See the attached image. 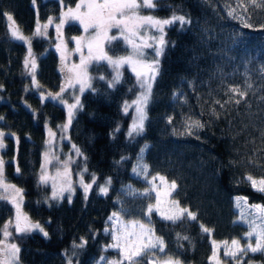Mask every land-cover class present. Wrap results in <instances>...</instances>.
I'll use <instances>...</instances> for the list:
<instances>
[{
	"label": "trees",
	"instance_id": "16d2710c",
	"mask_svg": "<svg viewBox=\"0 0 264 264\" xmlns=\"http://www.w3.org/2000/svg\"><path fill=\"white\" fill-rule=\"evenodd\" d=\"M74 1L0 0L3 179L22 190V211L48 234L13 233L20 249L18 264H89L91 257L110 253L100 246L109 240L102 227L112 210L148 223L164 241L160 255L181 264H264L262 252L236 259L223 256L219 263L209 258L212 240L237 238L246 229L236 217L234 196L264 206V192L247 179L251 176L257 186L264 179V4L153 0L155 7L145 11L183 16L187 22L164 26L165 43L157 59L158 74L151 81L143 130L129 136V116L122 110L137 89L132 73L121 70L119 82L110 87L109 64L90 62L91 87L77 94L80 105L66 134L80 152L76 165L85 179L93 175V180L85 196L75 188L70 197L53 200L47 198L48 187L38 182L37 173L47 130L64 117L60 98H52L67 81L65 56L57 41L61 38L70 46V35L79 33L81 26L68 22L58 32L56 25L61 9ZM13 28L26 39L13 38ZM104 51L124 53L126 46L119 39L105 41ZM26 58L35 60L34 73L31 63L25 65ZM230 87L246 95L241 98ZM61 93L60 97L71 98V93ZM193 121L203 127L190 128ZM143 165L146 171L141 170ZM152 174L176 182L169 198L194 213L195 220L185 214L174 223L154 209L147 215L153 200ZM10 213V205L0 199V225Z\"/></svg>",
	"mask_w": 264,
	"mask_h": 264
},
{
	"label": "snow or ice",
	"instance_id": "6c2138e0",
	"mask_svg": "<svg viewBox=\"0 0 264 264\" xmlns=\"http://www.w3.org/2000/svg\"><path fill=\"white\" fill-rule=\"evenodd\" d=\"M253 3H255V0H253ZM262 4H264V0H261L260 4H256V7H260ZM85 8L86 11H81V8ZM155 4L153 3V0H81L80 3L76 4L75 10L72 8H68L67 13H65L66 16L79 20V22L84 26V31L86 33L89 32V30H92L94 33L90 39L86 40L83 46L87 47L88 50V59L89 60H96V61H106L110 66L113 67L114 70H117L116 76L113 78V82L109 84L111 87L113 83L119 82L120 79V73L118 69L122 67L123 65H130L132 66V70L136 73V76L138 78V81L140 83V87L144 89L141 96L137 98V101H134V104H137L136 111L138 113V117L133 122L132 130L129 132V136H132L133 132L136 134H139L143 130V122L146 119V115L143 111V108L139 105H146L152 89V83L151 81H154L156 78V75L158 74V65L159 62L153 61L152 63L148 64L145 63V48L153 47L151 43H149L147 40L143 38L142 35H140V29L146 25L156 26L158 28V31L163 33V27L162 25L169 24L173 21L178 20L181 23H186L185 17L183 16H173L172 20H156L152 16H144L140 14V10L142 8H154ZM233 13L230 12L229 15H232ZM8 19L11 20L12 17L8 16ZM63 19L61 20V25L63 24ZM51 23V19L49 21ZM48 25H44L45 28H47ZM245 26H249L247 23ZM58 30L60 25L57 26ZM116 28L119 29L120 34L124 37V39L127 41L129 45H131L132 53L128 56H122V57H112L109 56L104 51V42L108 41L111 42L113 40H117L118 36H109V32L111 29ZM37 33L40 32L39 27L37 28ZM12 36L15 39L19 40H25L26 38L21 34L20 30L18 28L12 29ZM76 40L77 43V51H81L82 45L81 40L83 38H73ZM139 39L140 43H137L136 40ZM151 39L155 40L156 38L153 36ZM165 41L163 38V35L159 38V44L161 47L155 48V54L156 56H160L163 52V45ZM59 49V46H58ZM95 49V54H94ZM29 56H31V50L29 49ZM63 60V55L61 57ZM31 63V69L32 72H35L36 64L35 60L33 59L31 62L26 58L25 65L28 66V64ZM79 68V70H77ZM143 69V71L138 70ZM72 71L76 72L75 80L76 83L80 84V91L83 92L84 88L91 87L90 84L87 83L88 76H87V62L85 61L84 57L81 56V64L80 66H73ZM143 77V78H142ZM100 79H104L103 76L99 77ZM72 79L71 77L69 78ZM33 82L35 83V76L33 75ZM73 86L74 85H71ZM64 89H61V92H63ZM229 91L234 94H238L241 98H243L246 93L241 92L238 87H230ZM53 99L60 98L62 100V97H60V94H57L56 97H52ZM231 99V98H230ZM63 102V101H62ZM216 103H220V101H216ZM236 104L240 103V100H235ZM80 105L79 99H76V102L74 104H70L68 106V116H69V123L71 122V118L73 115V109H76ZM223 107V105H221ZM128 105L127 102L125 104V111H127ZM0 119H3L0 117ZM190 128H202L203 124H201L199 121H193L190 125ZM4 136L3 132H0V138ZM3 147L2 142H0V148ZM75 147V146H73ZM144 149H141V152H143ZM77 154H80L79 149H76ZM3 160H0V188H2L5 192L11 188L17 195L21 193L22 190L16 188L15 185H9L4 183L3 180ZM142 171L147 170V165L142 166ZM43 171V169H42ZM17 172H19V168H17ZM133 172L136 173V169H133ZM161 180H163V177H159ZM153 179H156V177H153ZM249 181H251L252 186L257 189V191L264 192V179H261L259 181V186H257V181L254 180L251 176L247 177ZM41 181L46 182V177L44 175L41 176ZM110 183V180H109ZM91 187V185H88L85 187V192L87 193L88 188ZM177 187L176 182H171V188L175 190ZM102 193L107 192L106 187H102L100 189ZM129 192L131 194L135 195L136 193L129 188ZM144 196H149L150 193L146 189L143 193ZM56 197V193H53V198ZM241 198H237V202L239 203V200ZM15 202V201H13ZM178 213L174 215L166 216L165 218L168 220H171L172 222H176L178 220H181L185 214L188 218L195 220L196 215L190 211H188L186 208H180L179 202H176ZM254 209H257L261 214H264V206L256 204L252 205ZM153 211L152 205L148 206L147 209V215H151ZM113 218H116V220L119 222V227L116 229V232L120 233V235H113V239L117 241L116 244L110 245V247H115L120 250V255L122 259L120 261H107L106 264H124V261H128V264H181L179 259H173L171 256H168L167 259L157 260L156 259V252L164 253L165 252V246L164 241L160 237H156L154 234V231L150 227H146L145 224L141 223L140 221H130L128 224H124L122 221L119 220L118 213H113L112 216L109 217V220H113ZM23 219V226L21 225V220ZM262 219H264V216H262ZM150 223V220H149ZM203 228V225H201ZM9 224H5L3 229H0V234H2L5 237V240L11 235L8 231ZM131 228L132 230L129 231L128 229ZM139 229V232L135 231V229ZM32 229H39L45 236L48 234L44 232L43 228L40 227L38 223L32 224L28 217H21L20 211H19V205H17V216H16V224H15V232L17 233H24L28 232ZM205 232L209 231L207 228H203ZM105 231H109L108 229H105ZM183 239L187 240L188 237L185 236ZM255 240V246L251 242H246L245 246L240 245L239 240H232L231 245L234 250L232 251H225V256H230L233 259H236L238 255H247L249 252L251 253H257L262 252L264 253V228L261 229V231L256 234L254 231H250L247 233V241ZM5 240H0V264H18V253L20 252L19 247L15 243H5ZM123 240V243H120V241ZM215 245V242H213ZM226 248L228 242H224ZM79 247H83V245H79ZM151 254V255H150ZM167 255V254H166ZM216 253L213 252V257H215ZM103 260L104 258L101 257ZM69 264H71V261H69Z\"/></svg>",
	"mask_w": 264,
	"mask_h": 264
},
{
	"label": "rangeland",
	"instance_id": "374dc122",
	"mask_svg": "<svg viewBox=\"0 0 264 264\" xmlns=\"http://www.w3.org/2000/svg\"><path fill=\"white\" fill-rule=\"evenodd\" d=\"M81 0H75L70 5H67L63 7L59 13L58 19H57V25L56 29L58 32L61 31V28L64 24L68 22H74L81 26V31L77 34L70 35V46H67L64 42L65 40L59 38L57 41V46L59 48H62L64 56H65V64H66V83L62 87L64 89L63 92L71 93V98H62L59 99L60 104L64 108V117L63 119L57 123L55 128L53 130H47V137L46 141L41 153V161L40 166L37 173L38 182L42 185H46L48 187V199L53 200H59L63 197L68 198L71 196L75 188H78L82 194L85 196V187L91 184V181L93 180V175H89L87 179L84 178L82 174V167L77 166L75 163V159L78 158L76 148L73 147L70 140L67 137L66 131L67 126L69 122V116H68V106L70 104H74L76 102V99H78L77 94L80 92V84L76 83L75 75L76 72L72 71L73 66H80L81 64V56L84 57L85 61L87 62V66L90 62H94L96 60H89L88 59V50L86 46H83L85 41L90 39V37L94 34L92 30H89L88 33L84 31V26L79 22V20L72 19L65 15L67 13L68 8H72L75 10L76 4L80 3ZM146 8H142L140 10V14L144 16H152L156 20H171L173 16L175 15H168V16H156L152 13H149L145 11ZM81 11H86L85 8H81ZM63 19V24L61 25V20ZM58 25H60L58 30ZM166 25V24H165ZM163 27V33L158 31V28L156 26L146 25L140 29V35L143 36L145 40H147L149 43L153 45V47L145 48V63H152L153 61H157L158 57L155 54V48L161 47L159 44V38L161 35H163L164 38V26ZM118 36L119 40L126 46V51L124 53L119 54H108L112 57H122V56H128L132 53L131 45L127 43V41L124 39V37L120 34L119 29L113 28L109 32V36ZM155 37L156 39H151L152 37ZM73 38H83L81 40V51H77V43L76 40ZM137 43H140V40H136ZM95 54V49H94ZM110 66V65H109ZM110 68V78H113L117 74V70H114L112 66ZM123 69H127L130 73H132L135 83L137 85V89L134 92V94L129 97L127 100L124 101L122 105V110L124 112L128 113L129 120L127 124V133L132 130L133 122L137 119L138 113L136 111L137 104H134V101H137V98L141 96L144 89L140 87V83L138 81V78L136 76V73L132 70V66L130 65H123L118 69L120 72ZM79 70V68H77ZM143 71V69H138ZM87 76L90 79V74L87 71ZM72 78L71 80L69 78ZM143 78V77H142ZM89 79L87 83L89 84ZM111 80V79H110ZM109 82L111 83V81ZM113 82V81H112ZM74 85L73 86H70ZM87 87V86H86ZM85 87V88H86ZM61 95V91L59 92ZM63 101V102H62ZM127 102L128 108L127 111H125V104ZM143 108V111L145 113V105H139ZM77 109V108H76ZM76 109H73V114L76 111ZM135 134V132H133ZM43 169V171H42ZM44 175L46 177V182L41 181V176ZM153 177H156V179H153ZM159 177H162L159 174H152L149 178L150 181V187L151 191L153 192V200L150 205H152L153 209L156 211V213L162 217H166L169 215H174L178 213L177 205L169 198V193L171 191V181H168L166 179L161 180ZM4 180V179H3ZM4 183L9 185H14L13 183L7 182L4 180ZM16 186V185H15ZM16 188H18L16 186ZM19 189V188H18ZM56 193V197L53 198V193ZM241 198L239 200V203L237 202V198ZM0 199L6 201L10 207H11V213L10 215L1 223L0 229H3L5 224H9L8 231L11 234L6 240L5 237L0 234V240H5V243H14L12 240V234H19L15 232V224H16V216H17V205H19V211L21 214V217H25V213L22 211L21 208V200L22 195L21 193L17 195L11 188H9L6 192L0 188ZM15 201V202H13ZM260 203L258 202H248L244 196L242 195H236L234 196V207L236 209V217L238 220L242 221L246 229L241 234L240 237H233L228 240H212L211 241V252L209 255V258L211 261L215 263H219L221 257L225 256V251H232L234 250L231 241L232 240H239L240 245L243 247L246 245V242H251L253 246H255V240L247 241V233L250 231H254L256 234H258L262 228H264V219H262V216L264 214H261L257 209H254L252 205H256ZM118 213L116 211H110L108 215L105 218V223L102 227V230L104 232L105 229H108L106 233L109 235V240L106 243L101 244L100 248L102 250H111V252H101L95 257H91L89 264H106L107 261H120L122 259L120 255V250L115 247H110V245H114L117 243L116 240L113 239V235H120V233L116 232V229L119 227V222L116 220V218H113V220H109V217L112 216L113 213ZM119 220L122 221L124 224H128L130 221H140L141 223L145 224L146 227L151 226L137 218H124L119 213ZM32 224H36L35 221H32L28 219ZM23 219L21 220V225L23 226ZM32 230H39V229H32ZM129 231L132 229L129 228ZM135 231L139 232V229H135ZM156 236V235H155ZM227 241V248L224 244V242ZM215 242V245L214 243ZM120 243H123V240L120 241ZM215 251L216 255L213 257V252ZM161 253L156 252V259L162 260L167 259L166 256H161ZM151 255V254H150ZM101 257L104 259L102 260ZM125 264H128V261H124Z\"/></svg>",
	"mask_w": 264,
	"mask_h": 264
}]
</instances>
